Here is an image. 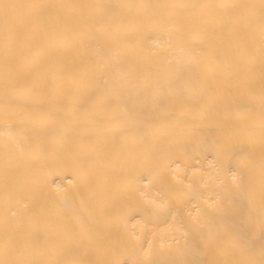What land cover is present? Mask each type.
<instances>
[{"label":"bare ground","instance_id":"obj_1","mask_svg":"<svg viewBox=\"0 0 264 264\" xmlns=\"http://www.w3.org/2000/svg\"><path fill=\"white\" fill-rule=\"evenodd\" d=\"M0 264H264V0H0Z\"/></svg>","mask_w":264,"mask_h":264}]
</instances>
